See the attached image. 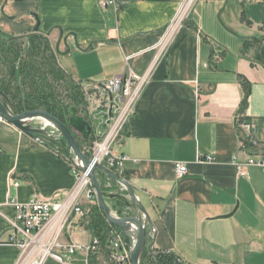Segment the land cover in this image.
Returning a JSON list of instances; mask_svg holds the SVG:
<instances>
[{
  "label": "crops",
  "instance_id": "0c3cea01",
  "mask_svg": "<svg viewBox=\"0 0 264 264\" xmlns=\"http://www.w3.org/2000/svg\"><path fill=\"white\" fill-rule=\"evenodd\" d=\"M109 1L0 0V32L23 43L33 33L45 36L59 67L79 83H104L128 69L143 79L114 149L129 157L123 178L153 223L157 255L186 264H264V169L246 166V176L237 169L249 157L264 158V66L251 62L253 47L243 50L244 39L264 37V0H197L171 43L163 32L181 0ZM255 8L260 20L251 16ZM241 78L249 82L242 112ZM242 118L250 129L240 127ZM51 146L14 127L0 138V264L19 256L7 242L10 200L62 198L74 185L65 141ZM177 162L186 165L181 177ZM96 175L112 194L110 209L128 216L125 189ZM82 219H70L63 240L94 237ZM108 255V242H100L89 263L104 264ZM72 262L84 263L83 255ZM44 264L61 263L49 257Z\"/></svg>",
  "mask_w": 264,
  "mask_h": 264
},
{
  "label": "built area",
  "instance_id": "2783aa9c",
  "mask_svg": "<svg viewBox=\"0 0 264 264\" xmlns=\"http://www.w3.org/2000/svg\"><path fill=\"white\" fill-rule=\"evenodd\" d=\"M115 1L111 0L109 3ZM196 1L179 2L173 18L164 29L162 39L165 42H172L176 31L186 21ZM142 81L143 79L128 69L127 72L116 75L104 83H80L83 94V110L80 115L91 127L89 142H85L80 149L90 158L91 164H100L121 178L124 174L123 163L129 157L123 153H116L114 148L128 116L133 111ZM240 127L250 129L251 123L242 118ZM250 142L252 145L256 144L254 138H251ZM63 155L70 161L75 180L74 185L64 192L62 198H58L57 194L52 197L33 194L26 202L10 200L15 208V217L9 223L7 242L19 249V256L14 264H44L49 257L61 264H75L72 262L75 253L83 255L82 264H90L89 257L99 247L100 241L97 237H92L86 243L62 239L70 219L75 216L83 217L87 213L83 209V201L98 205L89 171L81 169V162L71 152ZM249 165L264 169V158H247L244 163L237 165L238 173L246 176L245 167ZM175 171L178 177L183 176L187 172L186 165L181 162L175 163ZM9 182L14 186L19 185L13 178H9ZM120 186L124 189L122 185ZM107 242L109 255L104 264H131L130 252L134 240L128 239L120 230L111 227Z\"/></svg>",
  "mask_w": 264,
  "mask_h": 264
},
{
  "label": "trees",
  "instance_id": "16d2710c",
  "mask_svg": "<svg viewBox=\"0 0 264 264\" xmlns=\"http://www.w3.org/2000/svg\"><path fill=\"white\" fill-rule=\"evenodd\" d=\"M23 38L25 43L21 37L7 36L0 32V91L7 99L3 100L4 104L13 113L42 110L66 121L70 106H76L78 111L83 107L80 83L59 67L56 54L45 36L33 33ZM248 47L254 48L251 62L264 66V37L244 39L243 50L246 51ZM241 85L244 91L240 109L242 112L247 106L249 82L241 78ZM39 138L49 147L57 143L44 136ZM75 138L80 140L77 136ZM81 218L83 225L94 237L100 242H107L109 229L114 226L106 221L98 205H90L88 212ZM178 260L171 253H158L155 258L158 264H177Z\"/></svg>",
  "mask_w": 264,
  "mask_h": 264
},
{
  "label": "water",
  "instance_id": "95a60500",
  "mask_svg": "<svg viewBox=\"0 0 264 264\" xmlns=\"http://www.w3.org/2000/svg\"><path fill=\"white\" fill-rule=\"evenodd\" d=\"M36 29L37 27H35V30ZM61 39L62 34L60 33L59 41ZM55 51H58V44L55 47ZM4 99L7 100L6 96L0 91L1 118H4L15 129L34 140L44 142L39 136H44L56 141L63 139L67 151L71 152L72 155L77 157L81 162V169L83 171H89L90 182L97 196V204L102 210L106 221L118 228L125 237L134 240L130 252L131 264H158L155 261L157 253H155L152 248L155 235L153 223L144 205L138 199L133 186L104 166L95 163L91 164L90 158L81 151L75 136L80 135L83 141L86 142L89 139L91 127L88 121L79 114L77 107L70 106L68 108V118L63 122L57 117L42 110H26L21 113H13L4 104ZM35 118H40L42 122L45 123H41L42 126L36 127L33 124V119ZM96 172L108 176L110 179L123 186L131 199V210L128 216L117 215L107 205L105 199L111 197L112 194L110 195L104 191L101 182L97 178ZM177 264L186 263L178 260Z\"/></svg>",
  "mask_w": 264,
  "mask_h": 264
},
{
  "label": "rangeland",
  "instance_id": "374dc122",
  "mask_svg": "<svg viewBox=\"0 0 264 264\" xmlns=\"http://www.w3.org/2000/svg\"><path fill=\"white\" fill-rule=\"evenodd\" d=\"M247 3V1H245V4ZM251 16L256 19V20H260V18H263L262 14H261V9L260 8H255L253 12H251ZM253 20V19H252ZM33 124L38 127V126H42L43 122L40 118H35L33 119ZM42 123V124H41ZM12 126L4 119L0 117V138H6L10 135L11 131H12ZM50 128V127H49ZM52 129V128H50ZM80 140L77 141L79 144V147L81 148L82 144L84 145L83 139L81 138V136H79ZM89 142V139L87 140L86 143ZM81 144V145H80ZM91 205V204H89ZM86 212H88V209H86Z\"/></svg>",
  "mask_w": 264,
  "mask_h": 264
},
{
  "label": "flooded vegetation",
  "instance_id": "af4514ba",
  "mask_svg": "<svg viewBox=\"0 0 264 264\" xmlns=\"http://www.w3.org/2000/svg\"><path fill=\"white\" fill-rule=\"evenodd\" d=\"M77 137H79L80 135H76Z\"/></svg>",
  "mask_w": 264,
  "mask_h": 264
}]
</instances>
